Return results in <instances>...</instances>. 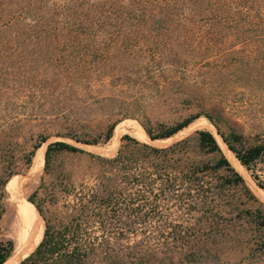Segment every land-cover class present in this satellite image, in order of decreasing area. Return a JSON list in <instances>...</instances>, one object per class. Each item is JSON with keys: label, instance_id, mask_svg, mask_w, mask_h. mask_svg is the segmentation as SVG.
<instances>
[{"label": "rangeland", "instance_id": "obj_1", "mask_svg": "<svg viewBox=\"0 0 264 264\" xmlns=\"http://www.w3.org/2000/svg\"><path fill=\"white\" fill-rule=\"evenodd\" d=\"M211 1L0 0L1 243L14 246L7 227L23 198L33 208L21 218L41 235L45 225H75L73 242L86 252L76 264H264L252 223L238 216L264 204V190L221 140L264 142V0ZM191 117L175 134L148 137ZM121 122L133 133L114 134ZM200 130L254 199L225 183L224 171L198 172L214 156L194 142L163 161L177 180L158 198L157 185L132 180L136 160L128 169L106 161ZM112 137L113 151L101 153ZM55 141L78 151L51 148L45 161ZM255 168L264 174V163ZM136 194L145 200H130Z\"/></svg>", "mask_w": 264, "mask_h": 264}, {"label": "trees", "instance_id": "obj_2", "mask_svg": "<svg viewBox=\"0 0 264 264\" xmlns=\"http://www.w3.org/2000/svg\"><path fill=\"white\" fill-rule=\"evenodd\" d=\"M224 1L225 0H212L209 4L214 5L222 2V4L224 5L225 3ZM241 5H242V1H241ZM195 117L185 119L184 121L170 127L165 133L161 135L152 136L148 134V137L150 139H155L158 137L166 138L172 135L173 133L175 134L176 131L178 132L179 130H181V128L186 127ZM198 126L200 128L204 127V125L202 124H199L196 127ZM138 131L140 134L142 130L138 129ZM119 135L117 136V138L119 137ZM109 136H110V132H107V134L105 135V139H107ZM123 137L125 138L127 136L124 135ZM221 140L225 144L224 146L221 142L225 151L232 158V160L239 167V169L243 170L244 167V169L250 171V175L253 178V180L256 182V185L264 190V174L255 173L256 164L264 163V142L256 143L253 145H243L239 141V137L234 134H228L226 136L221 135ZM191 142L192 143L194 142V145L200 147L203 150V153L212 154L214 156L211 163H198L194 165L195 169L198 172L201 173L208 170L214 172L219 170L224 171L226 172V174L223 175V178L225 179L224 181L225 183H227L228 185L242 186L244 188L246 197L248 199H254L253 196L248 191V189L244 186L243 179L240 176V174H238L234 169L230 167L229 162L222 154L219 145L215 140V138L213 137V135L205 130L196 131L192 137L179 140L164 148H155V147H150L146 144H139L138 147L139 150H137L138 152L135 155L132 156L123 155L122 152L117 151V154L113 158L108 159L106 161L110 163V165L115 166V168L128 169L130 166L129 162L131 160H136L134 168L135 170L137 169L139 175L138 177L137 176L132 177V180H134L135 183H137L140 187L146 185L152 186L153 184L157 185L158 193H153V197L158 198L164 196L166 192H172L171 191L173 190L172 186L177 180L176 177L174 176L170 177V175H172L171 174L172 172L168 171L167 169L169 165H167L163 161H165L166 158L171 159L173 155L178 152L177 149H175L176 147ZM51 148L78 151V149H76L75 147L69 146L60 141H55L46 146L44 152L45 161L47 159L48 152ZM43 150H41L39 154V160L41 164L43 161ZM153 160H157L159 161V163H151V161ZM149 173H154L156 178H149L148 177ZM191 184L192 181L188 180V185ZM142 189L151 190L150 187L142 188ZM14 190L15 189H13V191ZM139 198L145 200V197H143L142 194H136V196L131 197V199L127 197V198H123L122 200L124 199L135 200ZM31 205L32 204H30L28 201L24 202L16 212L15 218L10 222V224L7 227L10 236L16 234L23 235L27 243V250L31 243V236H32V244L25 255L26 257L24 256L25 258L23 257L20 262L18 260L15 263L17 262H18L17 264H76L78 263L82 259V257H84L86 252L82 249L79 243L73 242L74 233L76 230L75 225L68 223L66 225H62L58 229H52L48 225H45L43 234L41 235V232L37 227V225H34L29 220L25 221L21 218V216L26 213L27 206H31ZM241 214H244L246 219L252 223L253 237L255 238L254 239L255 250L259 252H264V204H259L257 207H255L252 210L240 209L238 211V216L240 217ZM10 249H11L10 241H7L5 244L0 242V264L4 263L6 258L9 256L8 254L9 251L11 253L13 248L11 250Z\"/></svg>", "mask_w": 264, "mask_h": 264}, {"label": "bare ground", "instance_id": "obj_3", "mask_svg": "<svg viewBox=\"0 0 264 264\" xmlns=\"http://www.w3.org/2000/svg\"><path fill=\"white\" fill-rule=\"evenodd\" d=\"M126 130H128L129 133H133V128L131 126H129L125 122H121V123L116 124V126L114 128V134L115 133L116 134L122 133V132H125ZM113 140L114 139L112 137L107 142V144L104 147H101V148L98 147L99 148V151L101 153H109V152L113 151V146H114L113 143H112ZM229 158L231 159V161H233L230 156H229ZM32 159H33V164H34L35 167L37 166V168H38L39 166H41L40 165V160H39V151L36 152L35 156ZM233 163H234V161H233ZM24 201L25 200L22 198L20 200V202H16L15 212L20 208V206L24 203ZM14 204H15V202H14ZM10 237L14 241V246H13V249H12L11 253L6 258V260L4 261L3 264H11L12 262H14L15 259L22 253V251L24 250V247H25L26 241H25V238L23 237V235L16 234V235H11ZM17 263H15V264H17Z\"/></svg>", "mask_w": 264, "mask_h": 264}, {"label": "water", "instance_id": "obj_4", "mask_svg": "<svg viewBox=\"0 0 264 264\" xmlns=\"http://www.w3.org/2000/svg\"><path fill=\"white\" fill-rule=\"evenodd\" d=\"M25 257H26V256H25ZM25 257H24V258H25ZM21 260H22V259H21ZM21 260H20V261H21ZM20 261H19V262H20Z\"/></svg>", "mask_w": 264, "mask_h": 264}]
</instances>
